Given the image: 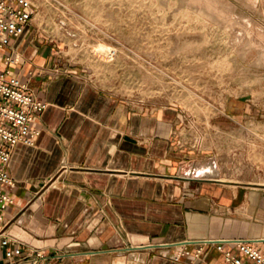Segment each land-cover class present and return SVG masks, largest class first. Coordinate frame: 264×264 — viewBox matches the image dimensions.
<instances>
[{
  "label": "crops",
  "instance_id": "obj_1",
  "mask_svg": "<svg viewBox=\"0 0 264 264\" xmlns=\"http://www.w3.org/2000/svg\"><path fill=\"white\" fill-rule=\"evenodd\" d=\"M32 20L3 50L18 56L9 75L48 104L34 144H16L7 166L12 242L44 248L47 264H226L207 240L264 237L227 222L248 216L245 200L264 213V198L199 179L212 171L195 167L178 110L134 106L58 63Z\"/></svg>",
  "mask_w": 264,
  "mask_h": 264
},
{
  "label": "rangeland",
  "instance_id": "obj_2",
  "mask_svg": "<svg viewBox=\"0 0 264 264\" xmlns=\"http://www.w3.org/2000/svg\"><path fill=\"white\" fill-rule=\"evenodd\" d=\"M31 3L35 32L58 63L134 106L178 110L195 167L212 171L201 178L264 198V0ZM251 36L257 44L243 53ZM238 203L249 217L227 222L264 231L260 208Z\"/></svg>",
  "mask_w": 264,
  "mask_h": 264
},
{
  "label": "built area",
  "instance_id": "obj_3",
  "mask_svg": "<svg viewBox=\"0 0 264 264\" xmlns=\"http://www.w3.org/2000/svg\"><path fill=\"white\" fill-rule=\"evenodd\" d=\"M33 12L31 0H0V60L6 66V69L0 71V243L4 249L1 264H47L48 258L44 248L22 246L4 234L7 224L4 213L14 201L8 191L14 181L7 173L13 147L18 143L34 144L39 133L32 124L48 106L36 97L26 82L9 75L8 65L17 63L18 56L12 51L3 52L11 37L23 34ZM206 242L221 253L226 264H264V237ZM183 252L184 245L172 254V258L179 259ZM202 252L201 246L193 255L199 258Z\"/></svg>",
  "mask_w": 264,
  "mask_h": 264
},
{
  "label": "bare ground",
  "instance_id": "obj_4",
  "mask_svg": "<svg viewBox=\"0 0 264 264\" xmlns=\"http://www.w3.org/2000/svg\"><path fill=\"white\" fill-rule=\"evenodd\" d=\"M255 2V1H254ZM149 5V4H148ZM158 8V7H157ZM163 8V7H162ZM163 11V10H162ZM185 12V11H184ZM165 13V12H164ZM183 14H185V13H183ZM200 14V13H199ZM187 18V17H186ZM196 18V17H195ZM198 18V17H197ZM194 19V18H193ZM192 20V19H191ZM196 20V19H195ZM198 20V19H197ZM157 21V20H156ZM159 22V21H158ZM197 22V21H196ZM202 23V22H201ZM203 24V23H202ZM203 26V25H202ZM206 26V25H205ZM204 26V27H205ZM228 26V28L230 27V26H232V25H227ZM232 29H233V27H232ZM234 30V29H233ZM236 31V30H235ZM224 33V32H223ZM222 33V34H223ZM233 33V32H232ZM234 34H235V32H234ZM234 38V37H233ZM235 40H237V39H235ZM235 40H234V42H235ZM246 41H245V45H244V49H242V52L244 53V51H246L248 48H250L252 45H255V44H257L256 43V39L255 38H253L252 36L251 37H248L247 39H245ZM233 42V43H234ZM231 44V43H230ZM98 45V44H97ZM235 46V45H234ZM110 47V46H109ZM185 47H187V46H185ZM253 47V46H252ZM99 48L100 49H105V50H107V48H106V46H104L102 43L99 45ZM98 48V49H99ZM97 50V49H96ZM249 50V49H248ZM102 51V50H101ZM104 51V50H103ZM103 51H102V53H103ZM106 52V51H105ZM108 52V51H107ZM178 53V52H177ZM105 56V55H104ZM263 56V55H262ZM260 58V57H259ZM262 58V57H261ZM258 62H259V60H258ZM263 63V62H262ZM228 180V179H227ZM221 181V180H220ZM224 181H226V180H223V182Z\"/></svg>",
  "mask_w": 264,
  "mask_h": 264
},
{
  "label": "water",
  "instance_id": "obj_5",
  "mask_svg": "<svg viewBox=\"0 0 264 264\" xmlns=\"http://www.w3.org/2000/svg\"><path fill=\"white\" fill-rule=\"evenodd\" d=\"M188 178V177H187ZM200 180H203V181H209V182H213V181H215V182H223V181H220L219 179H215V178H213V179H209V178H199ZM198 179V180H199Z\"/></svg>",
  "mask_w": 264,
  "mask_h": 264
}]
</instances>
